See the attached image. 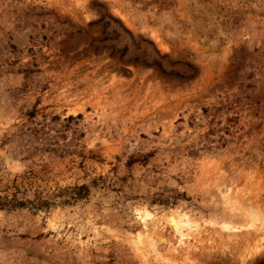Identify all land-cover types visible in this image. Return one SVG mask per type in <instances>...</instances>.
Listing matches in <instances>:
<instances>
[{"label": "rangeland", "instance_id": "rangeland-1", "mask_svg": "<svg viewBox=\"0 0 264 264\" xmlns=\"http://www.w3.org/2000/svg\"><path fill=\"white\" fill-rule=\"evenodd\" d=\"M0 264H264V0H0Z\"/></svg>", "mask_w": 264, "mask_h": 264}, {"label": "bare ground", "instance_id": "bare-ground-1", "mask_svg": "<svg viewBox=\"0 0 264 264\" xmlns=\"http://www.w3.org/2000/svg\"><path fill=\"white\" fill-rule=\"evenodd\" d=\"M236 209H237V207H235ZM170 222H171V224L174 226V227H176V228H178L180 225H182V224H184V225H189V224H191L193 221L191 220V219H189V218H186L185 216H184V218H182V220H181V223L179 222V219H177V217H174V216H171L170 217Z\"/></svg>", "mask_w": 264, "mask_h": 264}]
</instances>
